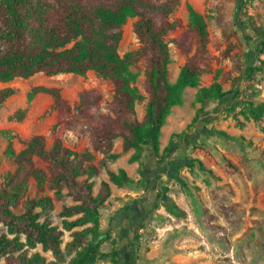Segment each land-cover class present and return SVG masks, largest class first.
<instances>
[{
    "label": "trees",
    "instance_id": "1",
    "mask_svg": "<svg viewBox=\"0 0 264 264\" xmlns=\"http://www.w3.org/2000/svg\"><path fill=\"white\" fill-rule=\"evenodd\" d=\"M179 1L0 0L1 82L39 73L86 75L90 70L113 82V96L106 104L98 89L82 92L73 104L57 86L39 85L29 91L28 101L40 93L50 95L58 110V122L74 136L85 137L90 151L79 152L65 146L59 136L50 149L44 135L32 136L18 152L9 145L7 153L13 158L15 169L0 181V264L2 261L4 264H96L117 255V245L112 252L102 251V243L110 238L111 232L100 234L101 210L112 195L111 182L122 187L134 184L135 180L124 168L112 170L110 163L131 150L134 152L129 161H140L146 149L159 161H165L175 138H184L186 130L173 133L162 150V128L173 107L183 105L187 88L197 87L196 98L202 102L187 126L189 129L199 120L204 101L235 99L242 93L245 82L257 79L263 64L259 56L264 54V31L255 38L246 32L239 11L248 0H234L236 23L249 46L231 57L232 72L238 74L225 72L221 81L209 86H200L202 76L212 73L215 59L208 47L210 30L206 16L187 3L188 29L176 38H168L171 32L183 27L180 18L170 17ZM129 18H136L133 30L140 47L122 55L119 47ZM170 42L185 56L175 81L169 77ZM236 45L230 44L222 55L227 56ZM256 48L257 58L253 60ZM142 58L146 64L144 85L149 96L140 118L137 104L144 96L136 85L138 77L132 67ZM229 80L231 88L226 89L222 82ZM250 88L248 98L239 104V112L245 119L259 123L264 119V102L252 100L261 91ZM13 93L12 88L1 90L0 108ZM205 134L236 144L241 139L217 128L206 129ZM119 137L123 138L122 151L116 153L114 147ZM97 155L99 158L94 162ZM36 157L46 162L44 168L36 165ZM194 161L204 170L201 160L191 159V163ZM226 164L238 171L229 159ZM103 170L108 179H102L95 191V178ZM34 183L39 190L49 187L53 195L31 196ZM64 197H71L74 203L63 204L59 212L61 224H56L50 213L55 209V201ZM165 206L174 215L186 213L172 198H168Z\"/></svg>",
    "mask_w": 264,
    "mask_h": 264
},
{
    "label": "crops",
    "instance_id": "2",
    "mask_svg": "<svg viewBox=\"0 0 264 264\" xmlns=\"http://www.w3.org/2000/svg\"><path fill=\"white\" fill-rule=\"evenodd\" d=\"M262 72L261 70L257 73L255 81L244 83L245 88L239 97L217 101L213 110L201 113L199 120L189 129L187 126L192 122L201 104L192 113L181 105L174 106L162 128L161 149L168 145L173 133L186 130V134L182 139L175 138V145L165 161H159L146 149L140 161H129L134 152L131 150L110 163L112 170L124 168L135 180L134 184L122 187L111 182L112 195L101 210L102 216L109 218L101 224L100 234L114 232L119 239L118 246L124 250L123 255L133 259L137 253L140 256L137 259L139 264H217V256L223 252L225 244L220 243L217 223L224 227L222 237H229V240L231 238L229 248L232 247L233 250L237 246L234 241L240 236L246 239L257 237L254 229L247 235L244 233L248 226L234 233L227 226L230 216H200L199 208L206 202L212 204L220 191L235 201L237 197L229 196V188L246 192L251 189V182L245 183L236 173L229 172L221 158L224 161L225 158L230 159L243 172L251 165L259 167L263 163L255 157V153L252 155L249 152L252 148L248 145L253 142L260 149L264 148V128L262 130L253 119L245 118L237 125L236 120L227 116L240 106L241 101L248 98L250 86L261 91L258 96L252 97V100L264 102ZM230 88L231 85L226 89ZM234 107L236 108L233 109ZM261 122L264 126V119ZM213 127L241 138L239 144L229 142L236 147L240 146L241 152L236 149L228 152L223 148H214L215 141H228L216 136H207L206 129ZM165 134L168 137L164 141ZM202 139L206 141L205 148L198 147ZM122 145L123 138L119 137L115 142L114 151L120 153ZM245 156L251 158L245 159ZM191 159L201 160L210 171L203 170L197 161L191 163ZM103 179H108L106 171ZM162 190L166 191L163 197L160 196ZM168 198H172L185 210V215L177 216L169 212L165 206ZM162 212L166 213V216H157ZM245 219H248L246 223L250 226L256 223L264 225V216H246ZM226 244H230L229 241ZM158 254L160 257H156Z\"/></svg>",
    "mask_w": 264,
    "mask_h": 264
},
{
    "label": "rangeland",
    "instance_id": "3",
    "mask_svg": "<svg viewBox=\"0 0 264 264\" xmlns=\"http://www.w3.org/2000/svg\"><path fill=\"white\" fill-rule=\"evenodd\" d=\"M187 3L193 4V6L206 16L210 30V42L209 51L214 54L213 71L202 76L200 86H209L214 81H221L225 72H231L232 76H236L237 72H232L231 57L236 53H241L249 49L248 43L244 37L242 29H240L236 23V4L234 0H180L179 4L175 7L171 14V19L180 18L183 23V27L178 28L176 31L171 32L168 38H176L184 30L189 27V13L187 9ZM239 16L245 23V30L251 36L258 37L262 31H264V0H248L241 10ZM136 18H129L123 27V38L120 43L119 51L122 55L127 52L137 50L140 47L139 39L133 30V25ZM237 44L231 48L227 56H223L222 52L230 46V44ZM171 63L170 80L175 81L179 74L181 66L185 62V56L181 53L180 49L173 42H170ZM252 53V59L255 60V52ZM263 61L262 77L264 81V55L259 56ZM133 72L137 75V87L139 88L144 99L137 104V110L139 117L142 118L145 112V106L148 101V92L146 91L144 81L146 79V64L145 59H140L133 67ZM223 87L227 88L231 85V81L222 82ZM57 86L62 89L63 95L69 100L71 104L79 100L82 92L90 89H98L104 96V104L109 101L113 96V82L109 78L99 76L95 71L90 70L86 75H79L74 73H63L54 76H46L43 73L36 74L29 78H16L9 82L0 81V92L4 88L14 89V93L9 96L0 108V181L4 176L15 169V162L13 158L8 155V147L12 144L16 152L20 151L25 146V141L29 140L34 135H44L47 140V148L50 149L56 136L61 137L65 146H68L79 152L90 151L87 147V139L85 137L79 138L74 136L70 131L66 130L64 125L58 122V110L53 105V99L50 95L40 93L36 95L31 101H28V93L34 86ZM245 87H243L244 89ZM198 88L189 87L186 89L184 97L185 101L183 108L189 113H192L197 106L202 102H199L196 98ZM217 103V100H206L203 102V111L209 112L213 110V106ZM200 109V108H199ZM198 110V109H197ZM227 116H231L237 125L242 122V114L238 109L231 111ZM225 118V117H223ZM227 118V117H226ZM225 118V119H226ZM221 119V118H219ZM260 127L262 122L258 123ZM215 128V127H213ZM168 136L163 135L164 141ZM206 139V138H205ZM202 139L198 143L199 148H205L206 141ZM214 148L220 150V148L226 149L228 152H232L233 149L241 152V147H236L233 143H227L222 141H215ZM248 147H251L252 155L255 153V157L262 160L263 163L259 167H251L245 172L239 169V166L234 163L238 171L229 169V172L236 173L241 180L251 182V189L238 190L229 188V196L237 197L235 201L227 197L222 191L219 192L218 198L212 201V204L208 202L200 206V216H230L229 223H227L228 229L237 233L242 228H248L244 233L249 234L253 229L255 230L256 238L250 239L240 238L236 239V249L229 248L232 241L229 237H222L223 225L217 223V234L220 236V243L223 245L229 241L230 244H224L223 252L217 256V264H264V225L254 224L250 226L245 219L246 216H264V148L260 149L258 145H254L251 142ZM257 149V150H254ZM246 150V149H245ZM260 151V152H259ZM248 152V151H247ZM254 157V158H255ZM99 156L97 155L94 162L97 161ZM251 157L245 156V159ZM253 158V157H252ZM222 161L226 164L223 158ZM253 160V159H252ZM36 165L39 167H45L46 162L42 159L35 158ZM227 166V164H226ZM204 169H208L204 166ZM209 170V169H208ZM105 170L102 174L95 178V191L98 190L101 180L104 178ZM41 191V192H40ZM66 191V188H64ZM165 190H162L160 196L163 197ZM38 192V193H37ZM166 192V191H165ZM48 193L53 195V191L44 186L43 189H38L36 183L31 186L30 195L39 196V194ZM167 197V196H166ZM162 201V199L158 202ZM64 203L72 204L71 197H64L63 200L55 201V209L50 213L52 221L56 224H61V217L59 212ZM157 216L164 217L166 213H159ZM109 216H101V224L108 220ZM232 221V223H230ZM216 230V229H215ZM111 232V231H110ZM66 239L68 237L66 236ZM118 237L114 232H111L109 239L103 241L102 251L112 252L116 245L118 246ZM220 244V246H222ZM118 254L113 255L109 260H100L96 264H139V255L132 259L129 256H125L123 248L118 247ZM156 257H160L158 254ZM1 264H4L2 261Z\"/></svg>",
    "mask_w": 264,
    "mask_h": 264
},
{
    "label": "built area",
    "instance_id": "4",
    "mask_svg": "<svg viewBox=\"0 0 264 264\" xmlns=\"http://www.w3.org/2000/svg\"><path fill=\"white\" fill-rule=\"evenodd\" d=\"M236 109L240 110V109H241V107L239 106V107H238V108H236Z\"/></svg>",
    "mask_w": 264,
    "mask_h": 264
}]
</instances>
